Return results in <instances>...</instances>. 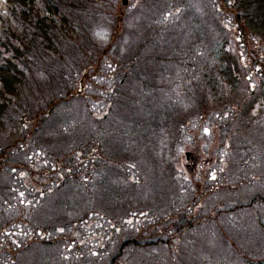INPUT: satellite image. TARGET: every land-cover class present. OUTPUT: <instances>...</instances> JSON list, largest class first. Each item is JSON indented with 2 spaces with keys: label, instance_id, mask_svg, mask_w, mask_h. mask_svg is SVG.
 <instances>
[{
  "label": "trees",
  "instance_id": "obj_1",
  "mask_svg": "<svg viewBox=\"0 0 264 264\" xmlns=\"http://www.w3.org/2000/svg\"><path fill=\"white\" fill-rule=\"evenodd\" d=\"M91 3L0 0V205H10L13 191L29 179L37 204L28 206V215L34 218L46 207L36 236L9 250L0 247V264H132L137 254L165 242L173 250L169 238L144 239L131 225L144 210L163 223L181 210L177 200L189 187L178 177L173 156L185 145L192 119L205 122L207 131L217 130L220 147L237 152L244 163L255 147L248 136L257 134L254 126L264 116V0H141L148 12L142 19L144 37L128 58L109 60L102 89L84 95L72 88L71 78L86 71L79 41L90 44L91 30L97 27ZM165 25L159 34L149 31ZM156 48L163 52L161 60L175 62L147 78L137 62L141 53ZM57 70L60 74L53 79ZM35 76L50 77L52 88H38L43 81ZM27 90L30 104L25 101ZM71 101L89 121L100 116L101 122L65 144L64 137L51 140L48 145L58 146L51 145L54 153L46 144L54 155L46 154L55 164L30 168V153L44 150L39 133L72 132L76 121L66 117L72 113ZM98 127L104 133L95 131ZM135 154L141 156L140 163ZM88 164L93 167L85 168ZM144 184H150L149 194L140 201L136 197ZM240 209H256L254 229L262 253L254 247V255L247 256L243 252L248 248H241L238 259L241 264H264V195L255 194L223 214ZM19 213L24 216L26 210ZM0 215V229L20 221L14 208L9 215L15 218ZM21 222L22 233L32 228L30 219ZM185 224L184 229L191 228ZM231 231L234 238L236 229ZM92 237L97 240L94 249L86 245ZM234 240L226 239V248L236 247ZM213 254L201 258L202 263L220 264ZM218 254L229 262L228 253ZM153 256L154 264L163 260L157 253ZM145 257L134 264L150 261ZM170 259L173 264H201L176 255L168 264Z\"/></svg>",
  "mask_w": 264,
  "mask_h": 264
},
{
  "label": "rangeland",
  "instance_id": "obj_2",
  "mask_svg": "<svg viewBox=\"0 0 264 264\" xmlns=\"http://www.w3.org/2000/svg\"><path fill=\"white\" fill-rule=\"evenodd\" d=\"M140 2L141 0H128V4L122 5L121 0H92V3L89 5L94 13L91 15L96 17L95 22L97 27L92 34L90 33V44H88L87 41H79L80 45H83L85 56L82 60L86 58L87 67L84 73L78 72L71 78L73 79L72 88L80 92L82 91L84 95H89V91H93V88L96 89L94 92H98V90L103 88L102 82L106 74L105 70L107 64L110 63L109 60L114 59V63H117L120 58H128L129 55L135 51L138 41L145 33L143 27H141L143 25L142 19L148 13L145 9V5L141 6ZM140 17L142 18L139 23L138 19ZM164 28H166V25L163 28L161 26H152L149 31L159 34ZM231 31H233V28ZM103 49L108 50V57L107 55L101 54ZM89 50L92 51L91 56ZM65 51L69 54L67 50ZM103 52L105 53L104 50ZM162 54L163 52H160L159 49H157V52L148 51L141 53L139 62H137V69L142 68L144 72L146 71L145 76L151 78L152 73L157 72L162 65L174 64L175 61L161 60L160 56ZM41 61L43 63V69H45V61ZM46 64L49 65L50 61H46ZM58 71L59 70L55 71L56 73L55 76L52 77L53 79L56 77L57 73L60 74ZM51 74L52 72H50V76ZM84 74H86V78H83ZM39 75H41V73ZM36 79L38 78L36 77ZM38 80L43 81L37 83L40 85L37 86L38 88H44V86L48 87L45 90L52 88L50 85L53 83V80L50 77L42 76ZM37 92H35V94H37ZM30 93L31 90L25 91V101L28 104H30L29 100L31 98L27 95H30ZM231 96H233V94H231ZM81 105H84L83 102H81ZM190 105L193 106V104ZM68 106L72 113L71 116L66 117H73L76 121L72 125V132L56 135L53 134L54 132L51 130H45L39 133L36 137L43 139L45 144H42L41 147L46 151L38 150L30 153V168L41 169L49 166V162H52V159L47 157L46 152L51 156L54 154L49 152L46 144L48 145L51 140H58L59 137H64L63 140L65 141L63 144H65L67 138H72V136L79 132H81L82 136L84 132H90L91 128L95 127L96 122H101L100 116H96L99 120L95 119L89 121L87 116H85L83 108L76 106V101L69 102ZM96 106L97 104L93 105L94 108ZM257 124H264V116ZM257 124L254 126L256 130H259L257 134L248 136V138L252 139L256 144L254 149L248 153L247 161L248 163L250 162V165H247V161L244 163V161L238 157L239 154L237 152L233 153L227 151L226 148L220 147V135L217 130L207 131V129L204 128L206 125L205 122L201 120L196 121L194 118L192 119V123L188 125L189 130L187 133L189 135H187L184 140L185 145L181 146L180 151L174 152L173 156V165L177 169L175 170L178 177L182 178L183 183H186L189 187L187 191L182 192L177 200L178 204L181 205V210L169 216L170 219L168 223L159 222L156 214L144 210L141 216L134 218L135 220L131 225L140 232L139 235L144 239L150 237L169 238L168 243L171 244L174 253L173 250L165 248L167 245L165 242L161 246L149 248L143 251V253L137 254L135 257L137 262H141L146 256L148 258L151 257V259L149 261L145 257L147 259V263L145 264H154L153 254L157 253L159 257L163 256V260L160 264H168V259L174 255L178 256L179 259H193V261L196 260L203 264L201 258L207 259L208 254L214 252L217 254H213V257L220 264L222 262L225 264L227 260L224 257L222 258L218 253H228L230 264H241L237 256L239 255L237 251L241 250V248H248L247 252H243L247 256L254 255V247L259 255L262 253L260 235L254 229L256 227V218H253V216L256 209L254 212H251L250 209H240L241 211H235L230 215L223 214L225 209L232 208L240 204V202H248L255 194L264 195V125L259 127ZM100 129L102 128L98 127L95 131L101 134L104 133L101 132ZM240 139L239 137V140ZM63 140L60 141L61 146ZM51 145L58 146L56 144ZM51 145L48 146L50 150L55 153ZM244 150L245 147H243L240 152ZM161 152L162 150L159 152L158 157H160ZM186 153H190L193 159L188 158L189 156H186ZM139 154L141 155V153H138V155ZM138 155H136V157ZM140 158L141 156L137 157L139 163ZM251 163L256 164V166H252ZM52 164L54 165L55 163L52 162ZM75 167L80 168L76 165ZM92 167L93 164H88L85 168ZM116 170H119V168ZM109 179L113 181L110 175ZM149 187L150 184H144V187L140 189L136 199L142 201L143 197L147 198ZM34 190L30 180L25 179L22 184L16 187V191H13L10 205H0V213H2V215L7 214L8 219L15 218L14 215H9V211L14 208L17 214L16 218L20 220L12 226H4V228L0 229V247H3V251L9 250L19 245L24 240L36 236V232H38L36 227L39 225L40 221L39 218L43 215L42 212L46 207H42L38 210V216L34 218L28 215V206L34 208L33 204H37V202H34ZM128 201L131 203L133 200ZM44 206H47L49 209L48 203ZM23 210H26L24 216L19 213ZM22 219H30V223L32 224V228L30 227L31 229L27 230L25 233H22L24 224L21 222ZM186 222L191 224V228L184 229L183 226ZM180 227H183L181 231H179ZM235 229L236 232H234ZM258 230L257 227V231ZM193 231L195 232L192 233ZM230 231L235 233V240L231 237V234H228ZM176 239H179L180 244L179 242L177 245L174 244ZM226 239H230L231 241L234 240L233 243L236 247L233 249L226 248ZM75 243L76 242L72 244L71 248L74 247ZM190 243H192V245H190ZM86 245H92L94 249L97 245L96 238L92 237L88 239ZM235 249L236 252L234 251ZM28 262L29 261L25 264ZM137 262L131 263L134 264ZM173 262L175 261L170 259L169 264H173Z\"/></svg>",
  "mask_w": 264,
  "mask_h": 264
},
{
  "label": "water",
  "instance_id": "obj_3",
  "mask_svg": "<svg viewBox=\"0 0 264 264\" xmlns=\"http://www.w3.org/2000/svg\"><path fill=\"white\" fill-rule=\"evenodd\" d=\"M121 2H122L123 5H126L128 0H121Z\"/></svg>",
  "mask_w": 264,
  "mask_h": 264
}]
</instances>
